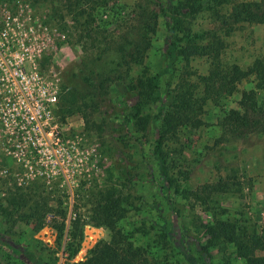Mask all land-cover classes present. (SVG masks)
Returning a JSON list of instances; mask_svg holds the SVG:
<instances>
[{"label":"rangeland","instance_id":"rangeland-1","mask_svg":"<svg viewBox=\"0 0 264 264\" xmlns=\"http://www.w3.org/2000/svg\"><path fill=\"white\" fill-rule=\"evenodd\" d=\"M137 1L158 14L143 63L133 65L122 78L109 80L102 95L64 98L62 71L81 53L77 38L83 25H91V37L99 38L101 26L112 29L115 20L133 10ZM66 2L0 0L3 238L65 264L52 214L46 213V224L39 229L22 221L38 197L52 206L59 193L67 211L66 224L73 205L85 220L79 250L69 261L83 260L95 243L108 238L109 231L91 219L96 207L82 201V189L102 187L108 164L102 149L107 141H114L115 158L127 165L131 192L136 195L135 207H129L116 226L130 233L148 263L246 264L233 243L222 236L213 238L206 230L218 222L233 223L246 240L254 235L264 242V132L235 136L224 134L220 126L228 110L239 109L243 90H254L258 103L264 102V22L235 21L232 15L241 2H258L264 10V0L211 1L196 11L192 9L199 3L193 0H94L75 8ZM172 14L180 17L185 32L200 36L195 42L204 46L205 53L178 56L160 77L167 104L172 98L190 96L189 115L200 120L197 126L176 118L159 121L163 128L170 126L161 133L160 150L170 178L165 190L153 155L157 133L149 123L145 129V124L136 125L132 115L138 101L126 86L143 68L151 76L169 64ZM85 41L90 46L91 38H82ZM235 68L246 73L238 81ZM54 95L49 112L35 120L36 98L47 100ZM150 103H144L141 111L146 117L156 106ZM174 108L171 102L165 112ZM172 198L173 211L168 205ZM251 253L264 256V248ZM0 264L24 263L0 244Z\"/></svg>","mask_w":264,"mask_h":264},{"label":"trees","instance_id":"trees-1","mask_svg":"<svg viewBox=\"0 0 264 264\" xmlns=\"http://www.w3.org/2000/svg\"><path fill=\"white\" fill-rule=\"evenodd\" d=\"M71 7H77L81 4H92L94 0H66ZM199 5L192 9L193 11L208 7V3L216 1L222 4L228 0H193ZM157 12L154 9L145 7L144 2L137 1L136 7L120 16L112 29L107 26H101L102 33L99 38L91 37L93 29L91 25H83L82 31L78 35L77 41L81 45V53L76 60L68 67L63 69L62 80L64 82L65 97H75L87 99L90 95L103 94L107 87V82L111 79L122 78L133 65H140L144 61L146 51L150 45V35L155 31ZM233 19L235 21L245 22H264V10L258 2H241L233 8ZM171 23L168 22V31L170 35L167 47V57L169 64L151 76L143 73L134 79H131L126 86V90L132 93L135 101V112L133 118L136 125L151 124L157 133L156 144L153 148V155L158 163L162 187L169 189L170 178L168 176L165 160L161 154V133L169 131L170 126L163 128L158 124L164 120L169 123L173 118L182 120L192 126H197L200 120H193L189 113L193 109L191 97L181 96L177 99H171L174 110L166 111L169 105L166 99L162 98L159 87L160 77L169 71V65H173L178 56L188 57L194 54L205 53L204 46L195 42L200 37L198 34L185 32L182 27L180 17L171 15ZM95 32V31H94ZM90 37L92 42H82V38ZM184 41V42H182ZM216 75V74H214ZM233 75L235 81L245 76L244 71L235 68ZM213 76V74L211 75ZM103 91V92H102ZM90 102V100H88ZM158 101V102H156ZM151 102L156 105L150 117L141 114L143 105ZM93 105V101L90 102ZM158 103V104H156ZM126 105L128 100L126 99ZM239 109H230L220 120V126L224 134L235 136H244L255 131L264 132V102L258 103L254 90H243L241 98L238 101ZM86 106V104L84 105ZM179 114V115H178ZM84 115V114H83ZM176 115V116H174ZM114 139V138H113ZM116 141V139H114ZM122 147H127L122 138H119ZM114 143V141H113ZM111 141H107L103 147V157L107 159L105 168L106 178L103 185L97 188L96 184L91 187H83L82 197L84 201L94 205L91 219L97 224L105 226L109 233L107 239H101L95 243L88 251L83 260L70 262L69 260L77 253L80 242L83 238L82 225L85 220L82 219L77 205L72 206L71 215L67 219L66 208L62 205L59 193L50 206L46 198L40 196L33 206H29V211L23 213L22 221L32 224L34 229H39L46 224V213L50 212L52 218L51 225L57 231L58 245L62 248L67 262L65 264H150L142 253V248L132 240L130 233L123 232L116 226V221L123 217L129 207H135L134 199L136 195L131 192L129 185V170L121 158H115L117 146ZM117 143V142H116ZM108 176V177H107ZM57 188V187H56ZM57 190V189H56ZM88 192L91 194L87 196ZM87 196V197H86ZM90 197V198H89ZM175 200L169 199L168 205L173 211ZM178 214L173 213L172 220H177ZM210 233L213 238L224 237L233 243L238 254L246 261V264H264V256H254L251 252L256 248H264V242L258 236H251L250 240L243 238L242 234L236 233V227L233 223L218 222L216 226L207 227L206 233ZM174 235V232H170ZM178 237V236H177ZM180 238V236H179ZM182 240V239H180ZM251 243V244H248ZM0 244L5 245L13 256L24 264H56V257L45 258L36 255L32 250L24 247H17L10 240L3 238L0 233Z\"/></svg>","mask_w":264,"mask_h":264},{"label":"built area","instance_id":"built-area-1","mask_svg":"<svg viewBox=\"0 0 264 264\" xmlns=\"http://www.w3.org/2000/svg\"><path fill=\"white\" fill-rule=\"evenodd\" d=\"M1 62L4 63L3 60H1ZM0 80H1V77H0ZM47 98H48L47 100L41 99V98H38V97L36 98L35 116H34V118L37 121L40 120L41 117H43V112H45V111L49 112V110H50V106L49 105L52 103L51 99L56 98V95H54L52 97L50 96V97H47Z\"/></svg>","mask_w":264,"mask_h":264}]
</instances>
